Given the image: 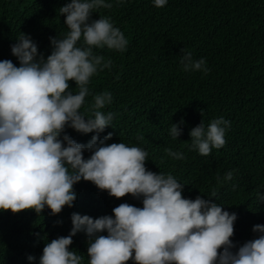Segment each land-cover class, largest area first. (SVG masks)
Returning <instances> with one entry per match:
<instances>
[{
  "label": "trees",
  "instance_id": "1",
  "mask_svg": "<svg viewBox=\"0 0 264 264\" xmlns=\"http://www.w3.org/2000/svg\"><path fill=\"white\" fill-rule=\"evenodd\" d=\"M67 2L0 0V60L19 66L10 45L20 32L29 35L46 58L51 53L49 38H61L68 31L59 13ZM105 2L113 7L96 9L92 19L110 17L128 45L123 52L106 46L94 49L112 66L90 79L91 94L80 111L90 115L93 95L110 92L113 102L102 111L115 115L100 138L111 132L107 143L142 147L149 154L146 168L172 174L185 185V198H212L237 214L232 237L237 246L253 239V226L264 225V202L257 199V192L264 194V0H168L162 8L155 7L154 0ZM182 49L194 60L204 58L208 74L183 71ZM70 86L78 91L74 82ZM221 116L230 122L226 144L200 155L191 148L190 130L202 120L207 127ZM182 118V134L173 139L171 125ZM66 132L82 144L95 134L71 128ZM165 149L180 151L185 159H173ZM233 169L231 181H217V175L222 179ZM74 190V206H65L55 216L49 209L39 216L34 211L0 212V264H39L45 243L69 234L74 212L97 218L112 215L121 203L142 207L131 195L117 199L91 182L82 180ZM87 246L83 232L70 246L84 257V264ZM29 255L36 259L29 261Z\"/></svg>",
  "mask_w": 264,
  "mask_h": 264
},
{
  "label": "clouds",
  "instance_id": "2",
  "mask_svg": "<svg viewBox=\"0 0 264 264\" xmlns=\"http://www.w3.org/2000/svg\"><path fill=\"white\" fill-rule=\"evenodd\" d=\"M167 2L154 0V6L162 8ZM112 7L105 0H69L59 8L68 31L49 38L51 53L46 58L32 38L20 32L10 45L19 66L0 60V212L34 211L39 216L49 209L58 215L65 206H74V185L83 180L117 199L131 195L142 207L121 203L112 215L97 218L72 213L69 234L46 242L39 264H84V257L70 250L80 232L87 237V264H264V225H254L256 236L237 246L232 240L235 212L212 198H185V185L172 174L146 168L149 154L142 147L107 143L111 132L100 138L115 115L102 111L113 102L110 92L93 95L90 115L80 111L91 94L90 79L112 66L94 49L106 46L123 52L128 45L110 17L92 19L96 9ZM181 51L183 71L208 74L204 58L194 60L191 52ZM70 81L78 91L70 90ZM183 123L182 118L171 125L173 139L181 136ZM229 127L222 116L207 127L202 120L189 132L191 148L202 156L221 149ZM66 128L95 134L82 144ZM165 152L185 159L180 151ZM234 171L222 179L217 175V181H231ZM257 199L264 202V194L257 192Z\"/></svg>",
  "mask_w": 264,
  "mask_h": 264
}]
</instances>
